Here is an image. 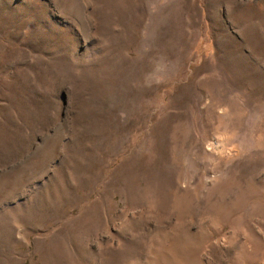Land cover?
<instances>
[{"label":"rangeland","instance_id":"1","mask_svg":"<svg viewBox=\"0 0 264 264\" xmlns=\"http://www.w3.org/2000/svg\"><path fill=\"white\" fill-rule=\"evenodd\" d=\"M0 264H264V0H0Z\"/></svg>","mask_w":264,"mask_h":264}]
</instances>
